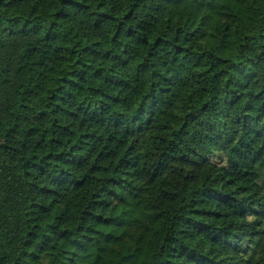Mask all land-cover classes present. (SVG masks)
<instances>
[{
    "label": "trees",
    "instance_id": "1",
    "mask_svg": "<svg viewBox=\"0 0 264 264\" xmlns=\"http://www.w3.org/2000/svg\"><path fill=\"white\" fill-rule=\"evenodd\" d=\"M0 264H264V0H0Z\"/></svg>",
    "mask_w": 264,
    "mask_h": 264
}]
</instances>
